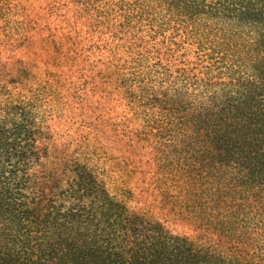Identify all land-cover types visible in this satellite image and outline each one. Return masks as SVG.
I'll use <instances>...</instances> for the list:
<instances>
[{"label": "trees", "instance_id": "16d2710c", "mask_svg": "<svg viewBox=\"0 0 264 264\" xmlns=\"http://www.w3.org/2000/svg\"><path fill=\"white\" fill-rule=\"evenodd\" d=\"M113 4L129 171L190 233L129 206L103 159L50 172L36 95L0 78V264H264V0Z\"/></svg>", "mask_w": 264, "mask_h": 264}, {"label": "rangeland", "instance_id": "374dc122", "mask_svg": "<svg viewBox=\"0 0 264 264\" xmlns=\"http://www.w3.org/2000/svg\"><path fill=\"white\" fill-rule=\"evenodd\" d=\"M113 3L0 0V78L36 95L43 112L37 144L50 172L56 168L65 179L75 157L103 159L109 187L131 189L129 206L190 233V226L174 221L165 201L153 196L155 180L145 167L129 171V151L119 141L118 117L128 107L116 86L124 56Z\"/></svg>", "mask_w": 264, "mask_h": 264}]
</instances>
